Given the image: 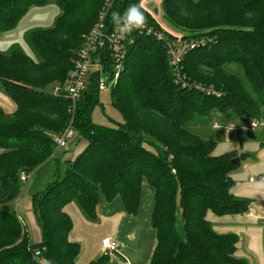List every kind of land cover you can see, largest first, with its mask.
Returning a JSON list of instances; mask_svg holds the SVG:
<instances>
[{"label": "trees", "instance_id": "16d2710c", "mask_svg": "<svg viewBox=\"0 0 264 264\" xmlns=\"http://www.w3.org/2000/svg\"><path fill=\"white\" fill-rule=\"evenodd\" d=\"M56 1L61 15L54 26L28 36L39 61L18 49L0 52V91L13 105L10 110L0 105V264H78L80 244L69 239L73 223L64 205L74 203L85 219L95 221L99 200L118 197L125 213L134 215L143 181L153 190L155 245L148 264H247L235 254L238 236L217 233L206 218L208 212L222 216L248 211L250 201L231 189L230 173L239 167L242 153L215 155V142L186 125L214 110L243 120L260 116L264 0H161L171 29L184 37L210 38V45L186 53L187 86L181 87L173 82L162 42L132 34L123 70L110 89L111 104L123 119L112 127L91 121L100 91L97 72L88 76L73 111L67 98L46 91L68 78L81 35L96 20L103 0ZM45 2L0 0V32L12 29L30 6ZM138 2L115 0L108 18L113 12L123 15ZM232 63L241 67L244 79L225 69ZM208 85L214 92L205 90ZM67 128L73 130L75 147L81 142L84 147L66 159L63 172L57 162L54 178L31 196L40 230L34 243L6 204L22 192L20 173L50 161L60 148L55 138ZM108 260L102 254L88 264Z\"/></svg>", "mask_w": 264, "mask_h": 264}, {"label": "rangeland", "instance_id": "374dc122", "mask_svg": "<svg viewBox=\"0 0 264 264\" xmlns=\"http://www.w3.org/2000/svg\"><path fill=\"white\" fill-rule=\"evenodd\" d=\"M160 1L161 0H139L138 6L149 18L161 27L164 32H169L171 35L181 34L171 29L166 23L160 7ZM60 15L61 8L56 0H46L42 5L30 6L12 29L6 32H0V52L3 54H10L13 49H18L31 56L35 61H39L41 56L30 43L28 38L29 33L36 29L53 27ZM225 69L237 73L244 79L243 71L238 64H227ZM102 77L106 79L107 76L102 75ZM51 89L52 87L49 86L46 88V91L51 92ZM110 89L111 86H108L98 93V103L94 105L91 111V121L95 125L112 127L123 121L120 113L111 104ZM207 89H213V87L208 85ZM259 118L262 125L259 124L256 128H251L249 122L243 120L241 116L231 113L223 114L214 110L206 116L195 117L186 125V128L197 135L199 134L198 136L202 139L214 141L216 146L213 153L215 155L232 150L240 152L247 149L251 156L255 150L264 146V139L259 136L250 138V144L246 145V137H251L255 134H259L261 137L264 135V107L261 109ZM214 121L219 124L218 127L213 126ZM74 143L73 140H69L66 149L56 148L55 154L50 161L27 174L28 181L22 184L23 195L26 196L31 192L42 190L45 185L53 179L56 163L58 162L59 169L64 165V156L75 148ZM116 200L117 202L121 201L119 198H115V201ZM152 205L153 190L146 181H143L141 184L140 204L137 212L134 214L135 217L131 218L132 221H130V223L124 221L122 225L123 227H130L125 228L124 231L120 228L122 236H120L119 242L121 245H118H120L119 248L124 253L122 254L126 261L130 262L131 260L133 263L143 264L148 261L150 257V251L155 241V233L150 225ZM132 226L134 227V236L131 234L128 236L126 229L132 228ZM90 230H93L95 233L98 232V230L93 228H90ZM101 230L105 231L107 229L105 227ZM109 239H111V237ZM125 247H127L126 250H124ZM112 256L114 255L108 254L109 260L107 264H112L114 260H117Z\"/></svg>", "mask_w": 264, "mask_h": 264}, {"label": "crops", "instance_id": "0c3cea01", "mask_svg": "<svg viewBox=\"0 0 264 264\" xmlns=\"http://www.w3.org/2000/svg\"><path fill=\"white\" fill-rule=\"evenodd\" d=\"M0 105L8 110L13 107L8 97H6L1 91ZM259 117L257 119L260 121ZM251 119L252 118L247 121L250 123ZM261 123L262 122L260 121V124ZM255 136L264 139V135L261 137L259 134L246 137V145H249V139ZM83 147L84 144L81 142L73 149V151L65 154V163L59 169V173L64 171L66 167V159L72 160ZM240 153H242L240 165L236 170L230 173L233 180V186L231 189L235 196L250 201L248 211L242 214L222 216H216L213 213L208 212L206 218L212 224L213 230L217 233H234L238 236L235 251L236 256L246 259L247 264H264V225L260 223L261 217L264 216V187L258 192L254 191V186L258 182H261L260 176L264 175V146L255 150L251 156L247 149L240 152L237 151V155ZM250 178H252V180ZM34 193L35 192H31L25 196L21 192L16 200L10 201L6 204V208L16 212L24 229L28 232L31 241L37 243L40 240V230L36 224L31 208V196ZM63 210L70 216L73 223L72 229L69 233V239L80 244V250L76 257V262L78 264H88L98 256L105 254L106 252L100 246L101 240L104 238L111 237L112 240H115L120 244L119 239L120 236H122L120 228L124 231L125 228L130 227H123L122 225L124 221L130 223V221H132L131 218L135 217L134 215H128L125 213L121 201L117 202V200L115 201V198L109 202H106L103 199L99 200L96 207L97 217L95 221L85 219L83 214L72 202L64 205ZM248 212H251L252 215H248ZM105 227L107 230L102 231L101 229H104ZM90 228L96 229L98 232L95 233L93 230H90ZM126 233H128V236L130 234L134 236V227L132 226V228L126 229ZM119 247L117 250L118 253H107L114 255L112 257L117 259L116 261L114 260L112 264H136L131 260L130 262L126 261L123 255L124 253ZM126 249L127 247L124 248V250ZM152 250L153 248L150 251V256ZM149 259L143 264H147Z\"/></svg>", "mask_w": 264, "mask_h": 264}, {"label": "built area", "instance_id": "2783aa9c", "mask_svg": "<svg viewBox=\"0 0 264 264\" xmlns=\"http://www.w3.org/2000/svg\"><path fill=\"white\" fill-rule=\"evenodd\" d=\"M114 2L115 0L102 1L96 20L81 35L76 59L68 78L64 82L52 86V93L67 98L72 104V110L84 92L86 81L91 73H98L97 87L99 90L116 83L120 72L123 70L125 55L128 46L133 42L132 34L134 33L151 36L162 42L173 82L181 87L187 86V78L183 70V59L186 53L210 45V38H189L183 37L181 34L171 35L169 32H164L161 27L156 28L145 18L141 28L122 34L119 31V26L108 18ZM102 75H106V79ZM195 86L199 88L198 85ZM205 90L214 92L213 89L206 88ZM249 124L251 128H254L260 124V121L257 118H252ZM213 126L218 127L219 124L214 121ZM72 136L73 130L67 128L61 136L55 138L57 147L66 149ZM19 177L22 183L28 179L25 172H21ZM250 179L252 180V178ZM260 181H264V175L260 176ZM248 215H252V213L248 212ZM260 223L264 225V216L261 217ZM118 247L119 245L115 240L109 238L101 240V248L107 253L117 252ZM39 253V250L35 251L36 255Z\"/></svg>", "mask_w": 264, "mask_h": 264}, {"label": "clouds", "instance_id": "9594fccd", "mask_svg": "<svg viewBox=\"0 0 264 264\" xmlns=\"http://www.w3.org/2000/svg\"><path fill=\"white\" fill-rule=\"evenodd\" d=\"M111 20L115 25L119 26V31L124 34L133 29H139L144 24V14L137 4H132L128 7L125 14L113 12ZM264 187V181L258 182L254 186V191H260Z\"/></svg>", "mask_w": 264, "mask_h": 264}, {"label": "bare ground", "instance_id": "6f19581e", "mask_svg": "<svg viewBox=\"0 0 264 264\" xmlns=\"http://www.w3.org/2000/svg\"><path fill=\"white\" fill-rule=\"evenodd\" d=\"M36 255V254H35Z\"/></svg>", "mask_w": 264, "mask_h": 264}]
</instances>
